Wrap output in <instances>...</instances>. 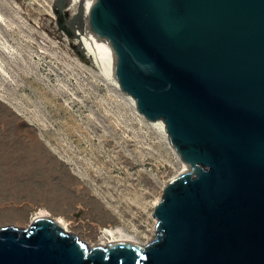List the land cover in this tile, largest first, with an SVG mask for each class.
I'll return each mask as SVG.
<instances>
[{"label": "water", "instance_id": "95a60500", "mask_svg": "<svg viewBox=\"0 0 264 264\" xmlns=\"http://www.w3.org/2000/svg\"><path fill=\"white\" fill-rule=\"evenodd\" d=\"M83 30L193 171L142 248L89 249L41 217L0 227V264H264V0H86Z\"/></svg>", "mask_w": 264, "mask_h": 264}, {"label": "rangeland", "instance_id": "374dc122", "mask_svg": "<svg viewBox=\"0 0 264 264\" xmlns=\"http://www.w3.org/2000/svg\"><path fill=\"white\" fill-rule=\"evenodd\" d=\"M77 5L0 0L9 28L0 26V227L29 228L42 216L62 219L88 247L120 228L142 248L181 164L83 54L71 24Z\"/></svg>", "mask_w": 264, "mask_h": 264}, {"label": "bare ground", "instance_id": "6f19581e", "mask_svg": "<svg viewBox=\"0 0 264 264\" xmlns=\"http://www.w3.org/2000/svg\"><path fill=\"white\" fill-rule=\"evenodd\" d=\"M70 1H72V2L75 1L76 3H78L77 10L71 19L72 20L71 24L73 25V28H74V33H75L74 35L76 36V38L79 40V43L81 44V48L80 47L79 48L82 49L83 54L93 62V64L98 68V70L101 72V74L103 76L107 77L109 79V81L114 86H116V88L121 89L116 78L111 76L107 70L105 56H104V52H103V48H102L101 43L95 39L87 37L84 30H83V20H84V15H85L86 0H69V2ZM3 23L4 22L0 17V26L4 27L5 28L4 30L8 31L9 28H7V26H5ZM108 79H107V81H108ZM121 90L123 91V89H121ZM123 92H124L125 96L129 100L132 101L134 106L137 107L135 99L131 95H129L127 92H125V91H123ZM150 122L153 124L154 127H156L159 130V133L163 136V138H165V140L167 141L166 144H168L169 149L172 151V153L177 158L178 162L181 164V170L172 178V180L170 182H173L174 180L183 176L184 174L191 173L193 171L192 167L188 163L183 161V159L180 156L178 149L173 144H171L170 139H169V135L166 131V125H165L164 121L159 119V120H154V121L150 120ZM98 176H100L99 173L96 174V177H98ZM41 217L35 218V220H37ZM52 221L58 223L59 228L62 229L64 232L67 231L66 226H65V222L62 219H56V220H52ZM103 232H104L105 236L109 239L106 244L98 245V246H102L103 249L110 246V245H115V244H130V245H134L137 247H141L140 244L136 243L133 238L128 236L126 233H124L123 230L120 228H107ZM88 248L91 249V247H88Z\"/></svg>", "mask_w": 264, "mask_h": 264}]
</instances>
